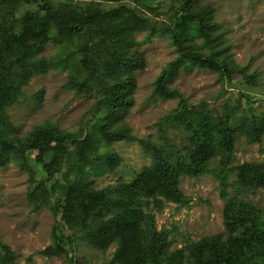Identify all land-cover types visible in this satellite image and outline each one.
<instances>
[{"label":"rangeland","instance_id":"obj_1","mask_svg":"<svg viewBox=\"0 0 264 264\" xmlns=\"http://www.w3.org/2000/svg\"><path fill=\"white\" fill-rule=\"evenodd\" d=\"M46 1L58 12H86L92 18L91 34L85 43L83 33L71 34L51 26L49 39L31 51L27 43L10 35L19 29L24 15L37 10L40 3L0 0V70L8 100L4 108L10 124L7 135L24 138L42 124L75 137L100 126L110 131L128 129L134 140L110 141L94 131L90 142L81 144L83 151L95 148L101 154L107 150L118 161L112 172L104 173H99L101 161L95 162L96 173L89 177L95 189L131 182L150 163L141 141L162 149L183 150L189 142L187 132L162 121L177 106V98L152 94L157 76L178 57L169 37L171 30H177L188 48L219 60L235 73L228 79L220 72L179 59L168 86L176 88L189 104L210 111L214 119L229 117L234 138L233 158L228 165L264 162V0ZM182 6L187 11L184 15ZM200 22L205 25L204 33ZM84 53L107 83L127 84L119 111L108 112L101 103L105 94L98 79L80 64ZM114 58H128L133 65L121 72ZM252 75L255 81L248 83L246 77ZM245 117L257 119L256 131L243 124ZM36 153L26 154L33 174L20 169L12 159L0 166V243L13 253L10 264H74V260L80 264H116L111 263L114 241L98 248L81 230L82 225L69 228L64 221L60 205L67 181L73 184L76 168L69 172L61 162L55 179L47 181L35 164ZM219 162L220 155L209 168ZM234 179L235 174L230 173L229 181ZM179 188L187 206L164 201L160 211L145 209L154 215L155 228L169 231V249L186 247L187 236L198 244L189 251V264H225L213 259L201 242L224 229V201L218 180L211 172L198 177L181 175ZM228 191L231 193L230 188ZM245 198L264 207V189L250 191ZM100 202V197L85 199L79 210L90 217ZM60 230L71 235L72 244H64L65 252L59 255L42 254L47 247H57Z\"/></svg>","mask_w":264,"mask_h":264},{"label":"trees","instance_id":"obj_2","mask_svg":"<svg viewBox=\"0 0 264 264\" xmlns=\"http://www.w3.org/2000/svg\"><path fill=\"white\" fill-rule=\"evenodd\" d=\"M35 1L40 3L38 9L24 15L19 29L11 33L12 38L27 43L28 49L34 51L49 39V28L57 26L71 34L83 33L86 37L85 43L88 42L87 37L92 30L90 15L79 9L58 12L46 0ZM180 11L182 15L187 13L184 6ZM199 26L204 33L205 25L200 22ZM170 32L169 37L178 57L170 61L157 76L152 94L164 99L177 98V106L162 121L170 122L174 129L181 128L187 132L189 142L183 150L162 149L152 142L141 141L150 155V163L131 182L95 189L93 181L89 179L96 173L95 162L101 161L102 169L99 173H104L112 172L118 161L107 150L101 154L95 148L83 151L81 144L90 142L94 131L110 141L134 140V136L125 128L110 131L100 126L98 130L92 128L84 131L82 137H75L63 134L54 127L50 128L49 124L34 127L24 138L9 136L7 130L10 124L4 114L8 100L0 70V166L12 159L20 169L33 174L26 154L36 151L35 164L44 171L47 181L55 179L61 162L69 168V172L75 167L73 184L67 181L66 193L60 205L64 221L69 228L82 225L81 230L86 232L93 245L98 248H104L114 241L116 249L111 263L116 264H189V251L196 249L198 244L187 236L186 247L169 249V231L157 230L154 226V215L145 209L160 211L164 201L187 206V198L179 188L180 176L198 177L211 172L218 180L220 197L224 201V229L217 235L202 238L201 242L216 261L225 264H264V207H259L245 198V194L250 191L264 189V162L228 165L233 158L234 138L229 131V117L224 120L214 119L210 111L200 110L189 104L176 88L168 86L179 59H187L197 66L220 72L228 79L235 71L211 56L188 48L177 30ZM84 48L87 52L86 46ZM114 59L121 72L133 65L128 58ZM80 64L98 79L99 87L105 94L101 103L103 102L106 110L119 111L124 104L127 80L124 81L126 86L120 81L107 83L95 66L89 63L85 53L80 58ZM238 73L243 74V71ZM246 78L248 83H254L256 76ZM245 120L243 124L247 129L256 131L259 123L257 119L248 120L245 117ZM218 155V166L210 169V162ZM230 173L235 174L233 181H229ZM229 188L232 194L229 193ZM93 197L101 198L98 209L90 217L83 216L79 210L80 204ZM89 219L91 222H88ZM58 232L57 247H47L41 251L42 254L59 255L65 252L64 244H72L71 235L61 230ZM13 259L11 250L0 243V262L5 260L10 264ZM74 264L80 263L74 260Z\"/></svg>","mask_w":264,"mask_h":264}]
</instances>
